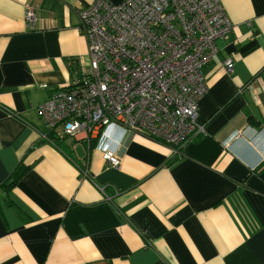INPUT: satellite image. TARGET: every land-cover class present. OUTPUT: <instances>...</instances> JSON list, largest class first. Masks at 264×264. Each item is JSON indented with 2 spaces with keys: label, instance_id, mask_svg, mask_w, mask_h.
<instances>
[{
  "label": "crops",
  "instance_id": "obj_1",
  "mask_svg": "<svg viewBox=\"0 0 264 264\" xmlns=\"http://www.w3.org/2000/svg\"><path fill=\"white\" fill-rule=\"evenodd\" d=\"M95 1L0 0V264H264V0H220L234 29L202 70L206 130L181 143L41 117L89 73Z\"/></svg>",
  "mask_w": 264,
  "mask_h": 264
},
{
  "label": "built area",
  "instance_id": "obj_2",
  "mask_svg": "<svg viewBox=\"0 0 264 264\" xmlns=\"http://www.w3.org/2000/svg\"><path fill=\"white\" fill-rule=\"evenodd\" d=\"M78 15L90 70L40 106L49 127L91 138L117 124L180 143L205 132L198 111L207 91L202 70L216 55V41L234 29L220 0H96ZM25 19L33 27L36 11L28 8ZM224 65L233 71V60ZM103 155L119 167L116 151Z\"/></svg>",
  "mask_w": 264,
  "mask_h": 264
},
{
  "label": "trees",
  "instance_id": "obj_3",
  "mask_svg": "<svg viewBox=\"0 0 264 264\" xmlns=\"http://www.w3.org/2000/svg\"><path fill=\"white\" fill-rule=\"evenodd\" d=\"M172 162H173V161H172ZM21 171H22V169H21V168H18V169H16V170L14 171L13 175H14V176H19L20 173H21Z\"/></svg>",
  "mask_w": 264,
  "mask_h": 264
},
{
  "label": "bare ground",
  "instance_id": "obj_4",
  "mask_svg": "<svg viewBox=\"0 0 264 264\" xmlns=\"http://www.w3.org/2000/svg\"><path fill=\"white\" fill-rule=\"evenodd\" d=\"M104 129V128H103ZM103 129H102V131H103Z\"/></svg>",
  "mask_w": 264,
  "mask_h": 264
}]
</instances>
